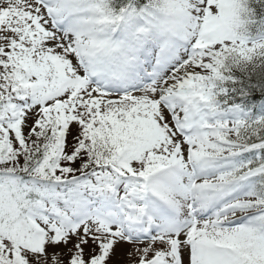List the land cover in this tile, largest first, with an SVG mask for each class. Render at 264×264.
Returning <instances> with one entry per match:
<instances>
[{"label":"snow or ice","instance_id":"snow-or-ice-1","mask_svg":"<svg viewBox=\"0 0 264 264\" xmlns=\"http://www.w3.org/2000/svg\"><path fill=\"white\" fill-rule=\"evenodd\" d=\"M0 264H264V0H0Z\"/></svg>","mask_w":264,"mask_h":264},{"label":"rangeland","instance_id":"rangeland-1","mask_svg":"<svg viewBox=\"0 0 264 264\" xmlns=\"http://www.w3.org/2000/svg\"><path fill=\"white\" fill-rule=\"evenodd\" d=\"M126 248H127L126 245L118 246V248H117V254L114 257V259H122V253H123V251L126 250Z\"/></svg>","mask_w":264,"mask_h":264}]
</instances>
